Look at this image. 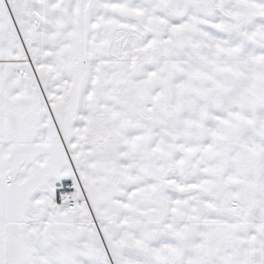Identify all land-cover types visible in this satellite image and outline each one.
<instances>
[{
    "label": "snow or ice",
    "instance_id": "1",
    "mask_svg": "<svg viewBox=\"0 0 264 264\" xmlns=\"http://www.w3.org/2000/svg\"><path fill=\"white\" fill-rule=\"evenodd\" d=\"M0 264H264V0H0Z\"/></svg>",
    "mask_w": 264,
    "mask_h": 264
}]
</instances>
